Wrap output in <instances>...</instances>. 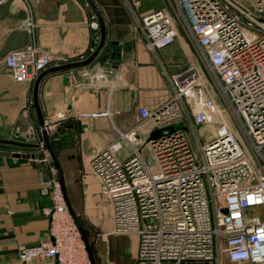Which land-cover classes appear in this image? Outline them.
I'll list each match as a JSON object with an SVG mask.
<instances>
[{"label": "built area", "instance_id": "1", "mask_svg": "<svg viewBox=\"0 0 264 264\" xmlns=\"http://www.w3.org/2000/svg\"><path fill=\"white\" fill-rule=\"evenodd\" d=\"M18 1L27 42L3 63L13 80L31 81L54 57L35 43L29 0ZM173 3L172 14L154 9L137 20L149 50L169 46L181 29L198 58L166 74L172 93L160 106L138 108L141 119L173 130L148 140L151 167L133 127L97 150L90 168L110 202L113 232L137 236L134 264H264V215L249 213L259 208L264 214V0ZM45 129L52 125L45 121ZM43 162L50 173L40 182L50 199L43 210L48 238L19 246L18 260L91 264L52 159L44 154Z\"/></svg>", "mask_w": 264, "mask_h": 264}, {"label": "crops", "instance_id": "2", "mask_svg": "<svg viewBox=\"0 0 264 264\" xmlns=\"http://www.w3.org/2000/svg\"><path fill=\"white\" fill-rule=\"evenodd\" d=\"M16 1L11 6L13 16L0 19V46L11 30L21 28L23 23L17 13L25 12L24 5ZM94 1L106 27L102 49L86 66L46 75L39 86L38 100L44 120L52 125L49 133L69 209L79 222L83 219L97 232L95 255L102 254L105 264H134L137 236L131 234L129 238L113 232L110 202L89 161L97 150L114 141L119 131L134 127L139 144L149 140L156 127L151 119H141L138 108L153 111L160 106L172 93L166 74L198 58L181 29L169 46L155 51L145 46L138 18L154 9L172 14L173 0ZM28 6L35 22V43L52 54V65L77 61L91 53L99 30L91 26L96 20L83 0H29ZM3 59L0 138H14L15 133L32 130L39 142L40 130L30 108L33 80H13ZM80 112L104 114L80 118ZM15 139L24 141L20 136ZM0 152L38 150L0 146ZM127 153L123 148L121 158ZM49 175L47 166L37 159L0 154V264H21L19 246H32L48 238V218L43 210L50 199L40 192V182Z\"/></svg>", "mask_w": 264, "mask_h": 264}, {"label": "water", "instance_id": "3", "mask_svg": "<svg viewBox=\"0 0 264 264\" xmlns=\"http://www.w3.org/2000/svg\"><path fill=\"white\" fill-rule=\"evenodd\" d=\"M14 1L15 0H5L3 3L0 4V19L3 17L13 16L11 6H12V3ZM83 1L88 6V8L90 9V11L93 14V17L96 20V24H97V27L99 30L98 40H97L93 50L91 51V53L88 56H86L85 58L77 60V61H70V62H65V63L49 66V67L45 68L44 70H42L34 78L33 84H32V89H31V105H30V108H32L35 112L38 128L40 130L41 141L36 142L35 137H34V133L32 132V130H30L24 134L15 133L14 138H0V146H11V147L21 148V149L22 148L23 149L31 148V149L38 150V152H36V153L0 152V154L11 155L12 157H24V158L37 159L44 166H45V163L43 162L44 153L42 152V149H45L53 161V165L56 169V172L58 173V176H59L58 178H59L60 183L62 185L63 192H64V187H63V180H62V176H61V169L59 166V162L57 159L56 152H55L54 147H53L52 137L45 129V120L43 118L41 108L39 105V100H38V90H39V86H40L42 79L46 75H48L49 73L62 71V70H66V69H70V68H74V67L86 66L98 55V53L102 49L104 42H105V35H106L105 22H104L103 17L101 15L97 5L95 4L94 0H83ZM17 17L21 18V19L25 18V12L23 10H19L17 13ZM27 36H28V32L23 28L11 30L7 34L3 44L0 46V58L4 57L8 52H10L12 50L24 47L26 42H27ZM172 130H173L172 127L156 128L155 130H153L151 132V134L149 136V140L155 141L156 139L161 138L162 136H164L166 134H169ZM18 136L23 138L24 141L15 139ZM64 195H65V192H64ZM67 205H68V203H67ZM70 211H71V209H70ZM71 213L74 217V220H75L77 227L80 231L83 242L86 246V250H87V253H88V256L90 259V263L95 264L94 256H93L90 244H89L87 237L85 235V232H84L79 220L75 216V214L72 211H71Z\"/></svg>", "mask_w": 264, "mask_h": 264}, {"label": "rangeland", "instance_id": "4", "mask_svg": "<svg viewBox=\"0 0 264 264\" xmlns=\"http://www.w3.org/2000/svg\"><path fill=\"white\" fill-rule=\"evenodd\" d=\"M175 127H177V126H175ZM201 127L202 126H198V131L201 130ZM203 131H204V126L202 127V130H201V132L204 134ZM188 138H189L192 150L196 154L197 153L196 152V145H195V142H194L192 136L189 133H188ZM137 148L141 150L142 156H143L144 161L146 162V164L151 167V165L153 163V157H152L151 152H150L149 141L147 140V138L144 139V141L142 143L138 144ZM249 213L252 214V215H255V214L256 215L257 214L264 215L262 213V211L259 210V208H252V209L249 210ZM80 224L83 227V230L85 232L87 240H88V242L90 244L91 250L93 251L95 262H97V264H105V261H104L105 257L102 254H100L99 257H98L97 254L95 255V250H96L95 249V244H96V241H97V238H98V236H96L97 232L91 230V225L89 223L84 222L83 219H80ZM94 233H95V235H94ZM121 234H124V233H121ZM131 234L132 233H128V234H124V235H128V237H129V235L131 236Z\"/></svg>", "mask_w": 264, "mask_h": 264}, {"label": "bare ground", "instance_id": "5", "mask_svg": "<svg viewBox=\"0 0 264 264\" xmlns=\"http://www.w3.org/2000/svg\"><path fill=\"white\" fill-rule=\"evenodd\" d=\"M16 2H18V1H16Z\"/></svg>", "mask_w": 264, "mask_h": 264}]
</instances>
